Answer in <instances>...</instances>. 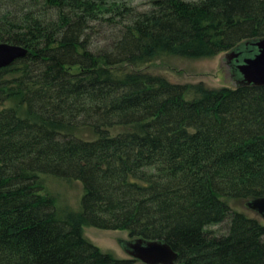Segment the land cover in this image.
Wrapping results in <instances>:
<instances>
[{
	"label": "trees",
	"instance_id": "1",
	"mask_svg": "<svg viewBox=\"0 0 264 264\" xmlns=\"http://www.w3.org/2000/svg\"><path fill=\"white\" fill-rule=\"evenodd\" d=\"M146 5L0 0V42L28 50L0 69V141L37 148L40 129L153 166L187 191L175 194L177 210L188 199L210 224L231 216L237 233L223 251L168 242L182 264H264V222L232 205L264 196V85L210 88L145 69L170 55H250L245 44L264 37V0ZM88 225L84 212L9 172L0 154V264L130 263L89 241Z\"/></svg>",
	"mask_w": 264,
	"mask_h": 264
},
{
	"label": "rangeland",
	"instance_id": "2",
	"mask_svg": "<svg viewBox=\"0 0 264 264\" xmlns=\"http://www.w3.org/2000/svg\"><path fill=\"white\" fill-rule=\"evenodd\" d=\"M129 1L140 8L147 7V0ZM107 27L103 26L99 38L109 34ZM227 53L196 59L163 56L145 69L176 83L202 82L210 88L234 87L237 80ZM36 135L43 137L37 148L18 138L0 141L5 167L25 183L51 191L74 210L84 212L90 220V225L84 226V234L101 251L129 260V264H143L122 248L121 240L144 238L183 242L188 246L212 244L217 248L215 251H223L227 241H238L231 216L210 224L197 216L199 211L192 210L190 201L185 198L181 199L177 210L175 194L185 196L187 191L181 190L183 188L173 191L169 182L172 179L155 167L139 166L133 159L119 154L113 156L73 137L40 129H36ZM245 204L232 205L234 210L264 222L261 215ZM259 241L264 244V234Z\"/></svg>",
	"mask_w": 264,
	"mask_h": 264
},
{
	"label": "water",
	"instance_id": "3",
	"mask_svg": "<svg viewBox=\"0 0 264 264\" xmlns=\"http://www.w3.org/2000/svg\"><path fill=\"white\" fill-rule=\"evenodd\" d=\"M249 45L255 48L250 55H244L241 47L227 53L233 75L237 83L264 85V37L245 44L246 47ZM27 53L23 46L0 42V69ZM246 205L264 219V196L248 200ZM120 243L130 256L143 264H182L178 262L179 253L166 241L137 238L121 240Z\"/></svg>",
	"mask_w": 264,
	"mask_h": 264
},
{
	"label": "flooded vegetation",
	"instance_id": "4",
	"mask_svg": "<svg viewBox=\"0 0 264 264\" xmlns=\"http://www.w3.org/2000/svg\"><path fill=\"white\" fill-rule=\"evenodd\" d=\"M178 262L181 263V262L179 261V259H178Z\"/></svg>",
	"mask_w": 264,
	"mask_h": 264
}]
</instances>
